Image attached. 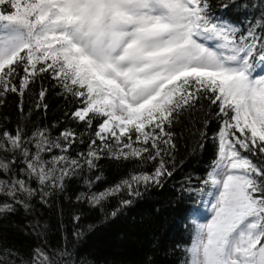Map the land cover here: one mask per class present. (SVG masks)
Here are the masks:
<instances>
[{"label": "snow or ice", "instance_id": "snow-or-ice-1", "mask_svg": "<svg viewBox=\"0 0 264 264\" xmlns=\"http://www.w3.org/2000/svg\"><path fill=\"white\" fill-rule=\"evenodd\" d=\"M262 27L264 16L245 31L218 22L206 0H0V97L22 96L38 73L51 71L67 92L82 98L75 119L91 127L93 116L103 118L95 136L113 159L141 160L144 153L155 160L174 149V121L207 99L222 118L217 160L203 181L215 189L207 192L214 201L212 215L197 225L181 264H264V163L243 154L264 156V72L257 73L264 66ZM45 94L41 90V102ZM60 138L70 145L76 133L65 130ZM32 141L35 153L26 147ZM95 144L94 139L87 153L89 168L100 158ZM66 145L51 141L46 129L27 140L20 128L15 134L0 131V152H19L26 174L40 185L52 181L62 189L80 166L67 155L49 161L42 156L53 147L67 152ZM15 162V155L0 159V173H11L9 180H0V194L21 203L18 192L31 197L35 190L12 172ZM166 171L161 160L152 174L131 180L159 184ZM122 183L131 187L127 180ZM119 188L88 199L99 204ZM6 211H13L11 203L0 206ZM31 264L55 261L36 249Z\"/></svg>", "mask_w": 264, "mask_h": 264}, {"label": "trees", "instance_id": "trees-1", "mask_svg": "<svg viewBox=\"0 0 264 264\" xmlns=\"http://www.w3.org/2000/svg\"><path fill=\"white\" fill-rule=\"evenodd\" d=\"M206 2L213 18L239 26L242 31L264 16V0ZM23 75L21 66L14 80L17 86ZM41 90L46 93L42 102ZM82 106V98L67 92L51 71L38 73L22 96L8 92L0 97V131L7 129L15 134L20 128L27 140L37 129H46L49 139L59 140L62 146L66 142L60 133L73 131L76 138L66 145L67 152L53 147L42 156L49 161L53 156L67 155L80 164L74 174L64 179L61 189L52 181L40 185L29 177L19 152H0V159L11 161L15 155L17 162L12 165V172L35 190L31 197L18 192L21 203L0 194V206L13 205V211L0 212V264H31L36 249L53 258L55 264H181L195 231L192 216L201 210L211 187L203 181L217 160V133L222 120L217 116L218 106L201 99L191 114L184 112L170 129L175 148L162 151L155 160L147 159V153L143 160L113 159L95 136L103 118L93 116L89 127L72 116ZM94 139L96 144L92 147L99 151L100 158L95 167L89 168L87 153ZM108 142L117 147L110 135ZM26 147L35 153V141L26 143ZM148 147L155 155L150 144ZM243 154L257 164L264 163L260 154ZM161 160L167 171L159 178V184L132 182L133 175L152 174ZM64 166L62 163L58 168ZM10 178L11 173H0V180ZM125 180L131 187L122 183ZM117 185L119 190L99 204L88 199ZM45 191L48 195H44ZM60 252L69 255L60 256Z\"/></svg>", "mask_w": 264, "mask_h": 264}, {"label": "rangeland", "instance_id": "rangeland-1", "mask_svg": "<svg viewBox=\"0 0 264 264\" xmlns=\"http://www.w3.org/2000/svg\"><path fill=\"white\" fill-rule=\"evenodd\" d=\"M261 72H264V66L260 67L257 69V73H261ZM209 191H212L214 192L215 189H213L212 187H210V190ZM211 202H214L213 201V198L210 197V196H207L202 208L200 211H198L197 213H194L193 214V218H192V221L194 223V226H195V229L197 227L198 224L200 223H204L206 222L208 219L211 218V215H212V209H211Z\"/></svg>", "mask_w": 264, "mask_h": 264}]
</instances>
